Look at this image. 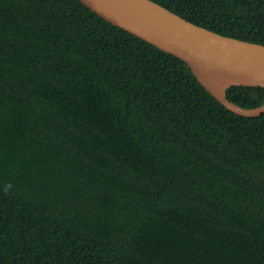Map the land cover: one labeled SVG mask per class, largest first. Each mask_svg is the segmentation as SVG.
<instances>
[{
    "label": "trees",
    "instance_id": "16d2710c",
    "mask_svg": "<svg viewBox=\"0 0 264 264\" xmlns=\"http://www.w3.org/2000/svg\"><path fill=\"white\" fill-rule=\"evenodd\" d=\"M153 1L264 44V0ZM0 264H264V113L80 0H0Z\"/></svg>",
    "mask_w": 264,
    "mask_h": 264
},
{
    "label": "water",
    "instance_id": "95a60500",
    "mask_svg": "<svg viewBox=\"0 0 264 264\" xmlns=\"http://www.w3.org/2000/svg\"><path fill=\"white\" fill-rule=\"evenodd\" d=\"M80 1L105 20L186 62L229 110L248 117L264 113V102L247 108L228 98L233 85L264 88V44L212 31L153 0Z\"/></svg>",
    "mask_w": 264,
    "mask_h": 264
},
{
    "label": "bare ground",
    "instance_id": "6f19581e",
    "mask_svg": "<svg viewBox=\"0 0 264 264\" xmlns=\"http://www.w3.org/2000/svg\"><path fill=\"white\" fill-rule=\"evenodd\" d=\"M85 5V4H84Z\"/></svg>",
    "mask_w": 264,
    "mask_h": 264
}]
</instances>
